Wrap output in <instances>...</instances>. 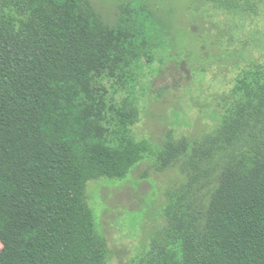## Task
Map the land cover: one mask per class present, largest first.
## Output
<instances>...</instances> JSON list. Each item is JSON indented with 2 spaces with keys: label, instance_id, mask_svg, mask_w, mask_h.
Wrapping results in <instances>:
<instances>
[{
  "label": "trees",
  "instance_id": "1",
  "mask_svg": "<svg viewBox=\"0 0 264 264\" xmlns=\"http://www.w3.org/2000/svg\"><path fill=\"white\" fill-rule=\"evenodd\" d=\"M192 3L197 50L150 0H0V264H109L89 182L145 158L179 176L129 264H264V0ZM175 54L208 86L167 105L157 145L135 131ZM187 106L208 126L177 136Z\"/></svg>",
  "mask_w": 264,
  "mask_h": 264
},
{
  "label": "rangeland",
  "instance_id": "2",
  "mask_svg": "<svg viewBox=\"0 0 264 264\" xmlns=\"http://www.w3.org/2000/svg\"><path fill=\"white\" fill-rule=\"evenodd\" d=\"M92 1L102 12L112 15L117 5L125 0ZM150 1L153 5L163 7L165 11H175L174 20L181 26L175 28L176 48L189 45L197 50L200 42L208 40L206 33L197 37L195 32L190 29L196 15L193 10L195 4L192 3V0ZM198 54V52H193L192 55L198 58ZM179 58H182V55L175 54L165 71L153 80L152 92L166 87L168 97L165 99L169 101L164 100V102L154 104L153 110L156 117L146 116L136 127L137 137L141 138L145 135L157 145L171 130L167 120L161 118V114L167 113V105L173 104L181 95L180 93H183L184 88L194 90V96H198L200 90L208 86L201 85L187 66L178 67ZM215 66V64L212 65V67ZM212 70L209 71L208 77L212 76ZM214 87H218V85L215 84ZM183 102L189 103L188 94L184 96ZM189 116L195 118L197 109H189ZM196 121L198 124L194 128L190 126L177 128V136L197 134L208 126L202 117H196ZM178 176L176 168L160 172L154 167L153 158H145L136 164L125 178H102L89 182L88 200L95 211L100 232H103L108 239L111 252L109 264H129L135 251L143 247L146 235L151 234L153 227L158 224L159 215L154 212L156 210L159 212L165 191L171 181Z\"/></svg>",
  "mask_w": 264,
  "mask_h": 264
}]
</instances>
